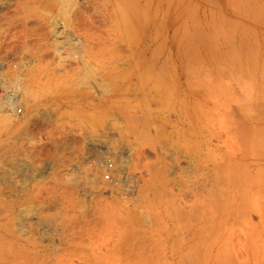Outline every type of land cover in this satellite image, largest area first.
<instances>
[{
    "label": "rangeland",
    "instance_id": "obj_1",
    "mask_svg": "<svg viewBox=\"0 0 264 264\" xmlns=\"http://www.w3.org/2000/svg\"><path fill=\"white\" fill-rule=\"evenodd\" d=\"M152 23V62L105 98L77 71L17 69L35 35L0 48V77L25 84L0 114V264H264V0H155ZM94 143L123 154L112 181Z\"/></svg>",
    "mask_w": 264,
    "mask_h": 264
},
{
    "label": "bare ground",
    "instance_id": "obj_2",
    "mask_svg": "<svg viewBox=\"0 0 264 264\" xmlns=\"http://www.w3.org/2000/svg\"><path fill=\"white\" fill-rule=\"evenodd\" d=\"M154 2L155 0H0V48H3L5 52L6 46H8L7 50L13 52L16 48V41L24 42L22 46H26L27 36L35 35L37 37L34 36V38L43 40V48H38L41 44L37 41L39 50L35 52L29 49L27 50L28 53H21L17 56L18 60L15 61L18 64L17 69L32 62H38L48 67L54 65L53 69L63 71L65 74L77 71L80 73L79 81L81 83L87 84L92 93L105 98L108 86L105 82L107 76L110 74L117 76L123 70L133 72L142 61L145 63L152 62L155 48L152 38ZM142 17L145 24L144 43L140 44L138 42V30L139 21ZM125 23L128 24L129 32L130 29L133 30L130 35L133 34L134 39L137 38L135 42L133 36L131 37L133 39L132 44L131 42L126 44V37L124 38L123 34ZM6 37L10 41L3 46L4 42L1 38L5 39ZM33 40L31 38V42ZM28 41L30 42V39ZM48 49L51 51L50 53L46 52ZM23 81L22 79L19 84H12L7 83L2 76L0 77V114L9 117V121L11 117L14 118L15 116L9 115L8 112L11 111L7 112V108L12 109L16 103L24 98L22 90L25 84ZM118 87L112 89L111 97L119 93ZM45 105L48 106L46 103ZM74 105L63 106L62 103H56L54 108L66 110L73 106L78 111L85 109L83 106ZM98 108L100 110L110 109V107L104 106ZM113 108L111 107V109ZM90 149L92 161L100 160L106 168V162L110 158L102 162L105 156L100 154V148L95 146V143ZM1 150L3 149L1 148ZM139 150L138 155L145 157L144 151ZM108 157L110 156L108 155ZM115 159L118 163L116 165L118 174L122 169V152L118 151ZM113 161L110 172L115 166V161ZM95 167V165L91 167L90 172L87 170L89 175L94 174L92 169ZM137 178L141 182L139 186L137 184V190L141 194V188L147 181L152 180H150L152 176L147 171L145 173L140 171Z\"/></svg>",
    "mask_w": 264,
    "mask_h": 264
},
{
    "label": "built area",
    "instance_id": "obj_3",
    "mask_svg": "<svg viewBox=\"0 0 264 264\" xmlns=\"http://www.w3.org/2000/svg\"><path fill=\"white\" fill-rule=\"evenodd\" d=\"M107 167L105 168L104 172H103V178L105 181H109L112 179V177L110 176V170L112 167V161L110 159H108V161L106 162Z\"/></svg>",
    "mask_w": 264,
    "mask_h": 264
}]
</instances>
